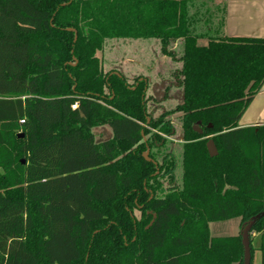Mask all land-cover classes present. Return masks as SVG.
Instances as JSON below:
<instances>
[{
  "label": "trees",
  "instance_id": "obj_1",
  "mask_svg": "<svg viewBox=\"0 0 264 264\" xmlns=\"http://www.w3.org/2000/svg\"><path fill=\"white\" fill-rule=\"evenodd\" d=\"M222 28L216 0H0V264H242L240 237L209 225L259 214L264 264V126L237 125L264 38ZM119 39L179 43L173 109L103 71Z\"/></svg>",
  "mask_w": 264,
  "mask_h": 264
},
{
  "label": "rangeland",
  "instance_id": "obj_2",
  "mask_svg": "<svg viewBox=\"0 0 264 264\" xmlns=\"http://www.w3.org/2000/svg\"><path fill=\"white\" fill-rule=\"evenodd\" d=\"M223 4H225L224 0ZM206 43L204 40L199 44L205 45ZM171 46L175 52L174 58L162 56L160 53V44L155 39L111 40L105 44L102 51L103 71H119L129 82H133L136 76H144L147 78L149 81L146 90L148 109L150 112H153L155 117L161 112L173 109L180 102L178 99L173 100V95L179 92L178 80L173 77L181 67L177 61L179 58V43L175 42ZM167 84L169 88L167 91H164L163 89ZM177 96L180 99L179 93ZM178 117V113L169 116L171 123L177 131L179 124ZM94 132L99 135L101 129H96ZM176 138L177 135L170 139L172 140L174 150L178 148L177 141H175ZM209 229L212 236L216 234V236H236L239 234L240 221L239 219H232L220 223H211ZM259 244L260 237H258L255 231H252L250 243L252 248L251 264H261V252L258 249Z\"/></svg>",
  "mask_w": 264,
  "mask_h": 264
},
{
  "label": "crops",
  "instance_id": "obj_3",
  "mask_svg": "<svg viewBox=\"0 0 264 264\" xmlns=\"http://www.w3.org/2000/svg\"><path fill=\"white\" fill-rule=\"evenodd\" d=\"M220 1L222 3V34L224 37L264 38V0H224L225 4H223V0ZM202 41L204 39L198 40V43ZM237 125L239 128L264 126V83ZM101 135L103 138L109 136L108 129L102 128L97 137L99 138Z\"/></svg>",
  "mask_w": 264,
  "mask_h": 264
},
{
  "label": "water",
  "instance_id": "obj_4",
  "mask_svg": "<svg viewBox=\"0 0 264 264\" xmlns=\"http://www.w3.org/2000/svg\"><path fill=\"white\" fill-rule=\"evenodd\" d=\"M192 130L194 132H196L197 134L202 133L201 129L197 125H194L192 127ZM21 137H22V134H19L17 136V138H21ZM205 147H206V151L208 153V156L210 158H213L217 155L216 147L214 145V142L211 139H209L206 142ZM144 159L149 161L148 150L144 154ZM154 217L155 216L153 215L152 220L150 221V223L148 224V226L146 228H148L153 223ZM261 217H262V214L256 215V216L250 218L248 221L244 222L240 226L238 236L240 237V244H241L242 252H243V263L242 264H250V261H251L250 238H251L252 228L254 227L256 222L259 221V219Z\"/></svg>",
  "mask_w": 264,
  "mask_h": 264
},
{
  "label": "built area",
  "instance_id": "obj_5",
  "mask_svg": "<svg viewBox=\"0 0 264 264\" xmlns=\"http://www.w3.org/2000/svg\"><path fill=\"white\" fill-rule=\"evenodd\" d=\"M75 107H76L75 105H72V106H71L72 109H75Z\"/></svg>",
  "mask_w": 264,
  "mask_h": 264
}]
</instances>
